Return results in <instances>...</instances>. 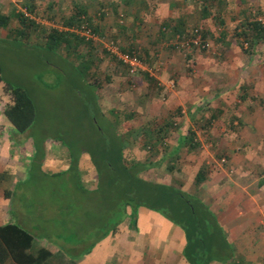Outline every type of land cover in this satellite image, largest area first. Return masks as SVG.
Masks as SVG:
<instances>
[{"label":"crops","instance_id":"0c3cea01","mask_svg":"<svg viewBox=\"0 0 264 264\" xmlns=\"http://www.w3.org/2000/svg\"><path fill=\"white\" fill-rule=\"evenodd\" d=\"M26 1L32 4L44 2ZM94 1L98 8L105 11V15L116 13L117 6L122 3L128 6L130 15H125V10L118 11L124 19L122 23L111 16L104 20L95 19L91 9ZM45 2L49 10L60 15L61 22L79 9L86 20L89 17L95 25L98 23L99 30L92 33L93 38L85 37L89 43L84 44L83 54L76 40L69 45L70 57L77 68L89 71V77L88 74L83 76L86 81L92 80L94 68L99 64L101 71L112 70L108 74L114 82L125 81L127 85L135 79L141 90L142 86L145 88L140 96L137 94L140 99L135 109L137 117L119 125L122 127L121 133L142 127L147 132H153L152 128L157 124L152 123V119H160L158 125L171 138L166 137L164 143L171 158L170 163L174 155H180L178 161L182 165H187L186 162L194 164V161L191 153L185 152L186 145L179 146L180 139L188 132L194 133L205 157L196 161L198 167L192 180L200 168L204 172V180L186 191L214 213L227 245L222 256L214 257L209 264H264V41L257 44L255 49L251 47V52L244 59L239 57L229 64H223L222 72L221 64H213L212 59L203 56L204 52L191 46L178 47L176 41L173 42L176 36L184 41L190 33L192 27L190 25L185 29L186 23H203L215 15L208 8L204 10L202 4L195 8L190 3L187 11L181 14L171 8L192 0H182L181 3L168 0L159 5L156 0ZM170 9L173 15L167 12ZM10 13L13 15L12 11ZM0 15L11 16L3 11H0ZM192 15L194 18L191 19ZM57 30L71 32V38L78 34L87 35L75 26L68 28L61 25ZM10 33L12 30L9 29H5L3 35L0 31L4 37ZM238 33L240 28L233 32L222 29L217 39L228 34V48L235 52L241 47ZM39 35L35 34V37ZM116 42L119 45H115ZM112 46L123 51H138L146 62L149 58L156 60L154 54L162 57L165 52L163 60L159 62L162 66L156 67L157 77L147 72L129 76L126 67L111 51ZM94 77L98 78L96 82H100L98 76ZM169 79L175 81L176 91L171 92L169 97L162 96L161 100L150 97L151 93L156 92L154 89L159 95L167 92L166 82ZM11 103V94L5 88L0 73V244L3 248L0 264H189L183 253L185 238L181 227L145 207H138L133 224L126 219L115 230L109 234L107 232L106 237L101 234L96 239L79 241L58 236L57 229L72 227V221L66 223L54 219L57 206L49 208L46 198L26 204L34 197L26 187L30 180V169L39 159H36V144L29 140V132H18L4 114V108ZM166 117L176 118L178 122H173L176 127L166 128L161 119ZM206 122L207 125L202 126ZM171 133H176V138ZM42 142V158L52 165L47 167V173H42L38 165L40 172H35L32 180H53L52 185L56 190L62 185L55 179L64 173H60V170L69 166V151L57 141L51 144L50 140L45 139ZM207 147L216 150L219 153L217 156L222 153L228 156L219 160L211 155ZM175 150L177 152L173 153ZM193 155L196 156L194 152ZM220 165H229L232 169L226 173ZM77 168L80 175L76 182L67 184L71 175L68 172L64 175L67 177L62 178L67 181L64 180V185L69 191L73 190L72 187L77 192L76 187L93 191L97 174L90 157L82 155ZM87 186H90V190Z\"/></svg>","mask_w":264,"mask_h":264},{"label":"rangeland","instance_id":"374dc122","mask_svg":"<svg viewBox=\"0 0 264 264\" xmlns=\"http://www.w3.org/2000/svg\"><path fill=\"white\" fill-rule=\"evenodd\" d=\"M165 1L168 2V0H156L158 5L161 2ZM171 1H177L178 3L182 2V0ZM190 3H192L193 7L195 8L198 5L200 6L201 4V6L205 5V7L215 13L214 17L205 19L203 23L200 21L188 22L184 25V28H189L188 26L191 25L190 27L192 28L199 27L202 30V33L205 34H203L204 39L208 42L209 47L208 49L198 51L204 52L203 56L206 55L208 56V59H212L211 62H213V64H221L222 72L224 67L223 64H229L230 61H235L237 60V58L239 59V57H241V59H244L251 52V47L249 46V44L245 43L246 40L248 42V38L246 39L244 36H240L237 38L241 47H239L235 52L234 49L232 50V48H228V34L227 36H222L221 39L217 38L219 36L220 30L222 29L228 32H233L234 30L236 31V28L241 29L242 23L247 19L249 20L251 18H255L261 22L264 21V0H222L220 2H218L217 0H192V2L188 3L183 2V4H175L171 8L176 9L179 14L185 13L189 8ZM153 4L154 3H152L151 5ZM28 5L32 6L31 9L28 8ZM91 9L94 18L98 20H104V18H108V16H111L115 21H117L119 17L118 11L125 10L124 12L126 15L130 10H128L127 5L122 3L117 6L116 13L110 15H98V13L102 11V9L100 7L98 8L96 1H94L93 7ZM171 10L172 9H170V11L167 10V12L173 15L174 13L171 12ZM0 11L6 12L10 15V11L13 12L12 14L22 12L23 14L28 15V19L32 20L34 23L33 25H29V27H26L19 23V20L16 16H13V19H11L9 26H11L12 28H20L21 30H24L25 33L20 34L17 31H12V33H10V35L7 37L2 36L6 28L0 27V31L2 34L0 35L1 80L2 82L11 84L13 87H20L25 90L34 102L36 108V119L30 129L31 136L29 140L33 141L34 144L38 143L42 145V141L44 139H46L47 141L50 140V143L52 144L56 143V138L57 143L60 146L65 147L69 151V166L65 170H60V173H64L62 175L60 174V176L55 179L62 185L58 186V189L54 190V186L52 185L54 184V182H52L53 180H32L34 173L40 172L37 169L38 165L40 166V170L42 173H47V167H50L49 165H52V163L48 164L46 163V160L44 161V159L42 158L43 154L37 155V158L39 159L37 160L38 164H32V168L30 169V180L26 183V187H28L27 189L31 191L32 195H34V197H32L30 201H27L26 204H32V202L35 203L37 202V200L40 201L46 198V201L49 203L48 207L53 209V205L55 203H58L55 200V197H53V194L56 191L60 193L61 198H66L65 202H67L68 199L73 198L71 193L75 194V192H77L74 187H72L74 191L72 189H70L69 191V189L64 185L67 182L66 179L62 180V178L67 177L64 175L65 173H68V171H70L71 175L69 176V181L67 184L75 183L77 180V176L80 175L77 166L81 161V156L87 155V157L89 158V155L88 153H86V151H89L90 148L93 149V147L95 146H93V144L96 142V131H94V127L90 122L92 117H94L95 121H97L98 123V126L95 127L96 130L98 128L102 131L108 130L105 119L100 117V114L98 115V112H96V110L100 113H102V111L103 113H106L112 108H116L118 111L122 110L123 112L129 109L135 110L137 109L136 106L138 105L137 101L140 100L137 97V94L138 96H140V92H145V88L142 86L141 90L138 87V85L140 84H137V81L135 79L131 82L127 81V85H125V81L114 82L111 78V75L108 74L112 70L108 69L105 72L101 71L99 64L96 69L94 68V72L92 74V76L96 75V77H99L101 85L98 88L94 85L89 87L88 83L81 81L82 79H79L78 75L82 74V76H85L86 74H88L89 77V71H85L83 69L79 70L75 62L70 57L71 54H69V49L65 47L64 49L63 47L60 49H55L54 47L49 45L48 39L47 37H45L46 33L50 32L51 29L61 28V25H63L60 19V15L49 10L45 0L44 2H40L38 4H32L26 0H0ZM153 11L154 7H152V12ZM192 18H194L193 15L191 16V19ZM121 20L123 22L124 19L122 18ZM115 24L120 25L118 22H115ZM38 33L40 35L35 37V34ZM78 36H83L85 38L84 35L78 34ZM179 40V42H183L181 39ZM263 41L264 39L254 44V49L256 48L257 44ZM173 42L178 44V47H181L176 38L173 39ZM84 44L85 43H81L80 45H78V49L81 48L80 53L83 52V48L85 47ZM115 45H119V43L116 42ZM244 46H247V48H244ZM164 54L165 52L163 53V55ZM163 55L161 57V55L156 56L154 54L153 57L157 59L153 60L149 58L147 62L154 68H156L158 65L162 66V64H160L159 62L163 60ZM254 55H257V53L254 52ZM115 65L120 66V64ZM75 69H78V72ZM154 91L156 92L151 93L152 96L150 97L154 96L155 99L160 98L161 100L162 96L169 97L171 92L176 91V83L173 88H167L168 93L163 92L159 95L157 90L154 89ZM96 97L97 103L96 105H94L93 98L96 99ZM96 106L98 109L96 108ZM162 108H164L163 105ZM161 119L162 124L163 122L166 123L169 120L176 123L178 122L176 118L171 117ZM175 125H173L172 127H176ZM166 126L168 127L169 125L166 124ZM119 128L120 132H122V127ZM171 135H174L175 138L177 136L176 133H171ZM168 138L171 139L170 137ZM158 148V153L156 154L153 150H148L147 148H145V146L141 147L140 143L137 142L135 145L133 144V146L131 145L129 148H126L125 158L129 162L135 160L137 162L145 163L155 161L156 163L157 161L159 162L158 165H151V168L143 172V176L145 178L167 184L173 183L175 186H180L184 190H187L189 188L193 189L194 184L192 176L194 171L198 167L196 161H199L200 159L203 160L205 157L203 150H201V148H198L197 151L194 150L193 152L196 156L191 153L194 164L186 162L189 166L188 167L186 164H183L184 166L180 164V161H178L180 155H174V161L170 163L171 158L168 156L167 150H165L166 148H164V145ZM207 150L210 151L212 156L218 158L219 160L222 157L225 158L228 156L227 154L223 153L220 154V156H217L219 155V153L216 152V150H212L210 147H207ZM170 165L173 166L171 167ZM220 167L223 168L226 173H229V170L232 169V166L229 165H220ZM64 180L66 182H64ZM95 187L96 188L94 189V192L97 189V184ZM76 188L78 189L79 192L77 193H79L80 196L85 195V193H80L81 191L78 187ZM87 188L90 190V186H87ZM83 189L87 191L86 188ZM51 194L52 196H50ZM79 195L74 200V203H81ZM96 197L98 196H91V198L85 197V199H83L82 204L88 207L86 210L89 213H96L95 206L97 207V205H99L96 201H94ZM83 207L84 206H81V208ZM107 217L109 223L111 224L112 220L110 219L113 216H110L108 214ZM93 220L97 221L95 218H93ZM57 221H60V219H58ZM77 224L78 227L72 224V229L76 230L77 232H79L80 229H84V227L87 228L88 233L83 237H70L68 233H72L73 230L65 231V229H57L58 225H56V229L63 237L67 236L71 240L76 238V240L79 241H81L82 239L88 240L90 238L96 239L95 235L100 227H102L103 233L107 230V228H105L104 226L105 224L99 226L96 222L93 221L84 220L81 222H77ZM109 233L110 232H108V234ZM88 234H90L91 236H89ZM106 236L107 234H105V237ZM226 247V242H224L220 249L219 256L221 255V252L226 251Z\"/></svg>","mask_w":264,"mask_h":264},{"label":"trees","instance_id":"16d2710c","mask_svg":"<svg viewBox=\"0 0 264 264\" xmlns=\"http://www.w3.org/2000/svg\"><path fill=\"white\" fill-rule=\"evenodd\" d=\"M31 7L32 6L28 5L29 9H31ZM202 8L205 10L207 7L203 5ZM104 12L102 10L98 15H104ZM82 15L83 12L78 9L73 15L65 17L62 20L63 27L69 28L75 26L81 28L85 26L89 28L92 33H94V31L98 32V24L95 25L93 20L91 22L90 18L87 16L88 20H86ZM13 16H16L19 23L26 27L34 24L32 20L28 19V16L19 12L16 14L14 13L12 16L0 15V27L24 34V30L9 26ZM121 17L122 16L119 14L118 20L122 23L121 19L123 17ZM241 27L238 36H244L246 39L248 38V42L246 40L245 43L249 44L250 47H253L258 41L264 39V22L251 18L243 22ZM47 35L46 37L49 45L55 49H60L62 47L63 49L64 47L69 49L70 43L74 40L77 41L78 45L81 43H89V40L85 39L83 36L80 37L76 35L71 38L72 33L63 30L58 31L57 29H52ZM134 52L141 58H144L138 51ZM75 70L77 71L78 69ZM78 78L88 83L89 87L94 85L98 88L101 85V82H96L94 76H92V80L88 81L85 80L82 74L78 75ZM5 88L9 90L11 94L12 103L4 108V114L18 132L24 133L28 131L30 138V129L36 119L34 102L28 93L20 87H13L11 84L5 83ZM93 103L96 105L97 97L96 99L93 98ZM96 112H98V115L100 114V117L105 119L106 126L109 130L102 131L99 128L96 130L95 127L98 126L97 121H95L94 117L90 120L91 125L94 127V131H96V142L93 144V146L95 145L93 149L90 148L86 153H88L97 174V189L95 192L94 190L88 192L83 188H79L81 193H85L84 196L79 195L81 199L80 204L74 203V200L78 196L77 192H75V194L70 192L73 200L68 199V201L65 202L66 198H61L60 193L54 191L53 197H55V200L58 202L54 204L57 206L53 215L54 217L56 216L54 219H60L63 222L72 221V224L77 227V222L84 220L96 222L99 226L105 224L104 226L107 230L103 233L100 227L95 236L98 238L101 234L105 235L107 232L115 230V228L126 219L129 220L130 224H133L136 219L138 207H145L159 213L167 220L181 227L185 238L183 253L189 264H209L214 257H218L220 249L226 240L222 227L214 213L196 196L188 193L182 187L175 186L173 183L156 182L143 176L144 171L151 168V165H158L159 162L156 161L155 163L154 161L145 163L135 160L129 162L125 158L126 148H129L131 145L133 146V144L135 145L137 142L140 143L141 147L145 146L148 150H153L156 154L158 153L157 151L160 149L158 147L164 145L166 137L168 136L164 128L158 125L161 120L156 117L152 119V123L157 124L155 128H152L153 132H147L142 127L126 130L121 133L118 130V126L122 125L125 121L136 118L138 113L135 112V110L132 111L129 109L123 112L122 110L118 111L116 108H112L106 113H103V111L100 113L97 110ZM166 124L171 127L174 125L170 120L165 123V127L168 128L169 126L167 127ZM204 125H207V122L202 124V126ZM55 140L57 141L56 138ZM185 145V152L193 153L194 150L197 151L199 147L194 133L188 132V134L182 136L179 146ZM175 152L177 151L175 150L173 153ZM35 153L36 159L37 155L43 154V148L41 145H38V143L35 145ZM170 166L172 167L173 165ZM203 173L201 168L197 171L193 179L194 186H197L198 183L204 180ZM50 196H52V194ZM91 196H98L94 199V201L99 204L97 207L95 206V214L89 213L86 210L88 207L82 204L85 197L91 198ZM81 206L84 207L81 208ZM108 214L113 216L110 219L112 220L111 224L107 217ZM93 218L97 221H94ZM63 229H65V231L73 230L72 227ZM56 233L58 236L63 237L60 232ZM86 233H88L87 228L84 227V229H80L79 232L73 230L72 233L68 234L70 237H83ZM1 251H3V248L0 244V252ZM222 253L223 252H221L220 256H222Z\"/></svg>","mask_w":264,"mask_h":264},{"label":"built area","instance_id":"2783aa9c","mask_svg":"<svg viewBox=\"0 0 264 264\" xmlns=\"http://www.w3.org/2000/svg\"><path fill=\"white\" fill-rule=\"evenodd\" d=\"M81 30L84 31L87 35L85 37L93 38V34L89 28L85 26L81 27ZM179 36H176V40L181 47L191 46L198 50L208 49V42L204 39L199 27H195L192 31L184 38V41L179 42ZM111 51L116 55L117 59L126 67L127 72L130 76H134L141 72H147L149 75H154L157 77V68L152 67L144 58H141L134 51H123L120 50L117 46H112ZM175 85L172 79L166 82L167 88H173Z\"/></svg>","mask_w":264,"mask_h":264}]
</instances>
